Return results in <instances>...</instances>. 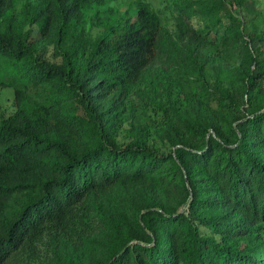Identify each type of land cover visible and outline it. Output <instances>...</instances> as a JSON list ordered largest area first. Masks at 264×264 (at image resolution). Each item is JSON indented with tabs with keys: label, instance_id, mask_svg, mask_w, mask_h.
Returning a JSON list of instances; mask_svg holds the SVG:
<instances>
[{
	"label": "trees",
	"instance_id": "16d2710c",
	"mask_svg": "<svg viewBox=\"0 0 264 264\" xmlns=\"http://www.w3.org/2000/svg\"><path fill=\"white\" fill-rule=\"evenodd\" d=\"M114 1L0 0V264H264V30Z\"/></svg>",
	"mask_w": 264,
	"mask_h": 264
},
{
	"label": "rangeland",
	"instance_id": "374dc122",
	"mask_svg": "<svg viewBox=\"0 0 264 264\" xmlns=\"http://www.w3.org/2000/svg\"><path fill=\"white\" fill-rule=\"evenodd\" d=\"M156 9H158L163 16V24L166 25L171 31L176 32L179 28V17H177L178 10L175 6V0H148ZM222 5L231 6L232 10L237 13L240 17V22L244 24L249 32L260 33L264 30V0H218ZM117 6L123 14L129 10L134 17L137 12V0H115L112 2ZM196 7H200V4H196ZM98 16L105 17L106 13L103 9H99L96 12ZM196 27H204L205 22L211 25L210 20L205 15L196 14L192 19L185 20ZM225 23H220L218 27H212L208 37L210 41L206 43L203 48V54L209 55L210 58L220 54V58L223 62L233 61L235 59L233 51L230 48H225L224 44L217 38L216 29L219 28L221 33L224 32V26L229 22V18L226 16L223 18ZM90 26V25H89ZM103 26L95 23L90 27L92 36H97L102 32ZM42 48L45 49L47 55L51 56L53 51L52 45L42 44ZM235 52V51H234ZM223 54V55H222ZM190 87L198 91L197 82L190 84ZM187 88H189L187 86ZM190 89V88H189ZM255 93V92H254ZM244 101L247 102V96ZM15 94L12 86H5L0 92V115H9L15 110ZM129 122H125L122 130L118 135V139L123 142L127 139L125 136V128L128 127ZM153 134L150 137L151 143L159 147L160 149L165 148V144L162 143L157 133V126L152 128ZM204 229V228H203ZM206 230V229H204ZM12 264V263H8Z\"/></svg>",
	"mask_w": 264,
	"mask_h": 264
}]
</instances>
